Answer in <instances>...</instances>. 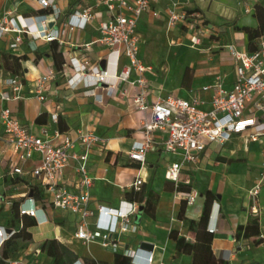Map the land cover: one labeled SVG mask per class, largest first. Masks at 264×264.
I'll return each instance as SVG.
<instances>
[{"label": "crops", "instance_id": "0c3cea01", "mask_svg": "<svg viewBox=\"0 0 264 264\" xmlns=\"http://www.w3.org/2000/svg\"><path fill=\"white\" fill-rule=\"evenodd\" d=\"M173 4H177L179 10L201 12L214 36L207 37L202 46L192 47L189 40L191 31L187 27L182 23L173 29L167 26L168 9ZM86 9H90L92 20L85 28L69 30L66 24L70 15L75 10ZM152 10L159 11V15L154 17ZM152 10L145 12L138 23L140 58L152 68L145 73L150 86L149 102L171 94L190 98L203 85L212 83L217 74L224 76L226 85L231 86L236 78L235 62L226 45L235 44L239 50H251L247 29L258 30L260 35L264 33V0H162L152 6ZM53 11L59 12L56 22L52 21ZM253 14L257 24H254L255 18L251 17ZM109 16L105 0H54V6L47 9H42L33 0H0V18H14L20 30L7 32L0 38L1 63L3 56L8 58L7 67L3 65L0 68V92L7 89L4 81L9 76H19L23 81L20 98L11 101H2L0 98V110L10 108L21 123L34 133H39L46 126L51 131L58 128L73 136L77 130H87L104 138V152H95L88 162L89 174L94 179L90 189V207L94 210L100 205L119 208L124 206L125 200H129L127 194L132 191L131 184L140 174V164L130 160L129 152L134 142L143 137L142 123L150 113L144 114L133 107L130 97L139 90L124 83L112 96L98 89L97 92L103 95L102 102L95 101L94 97L85 95L82 90H70L65 84V77L57 70L54 55L61 54L57 62L63 63L62 69L74 56L87 58L92 64L102 62L110 50L96 42L100 36L98 26ZM43 19L48 20L49 31L65 29L61 35L62 44L58 40L48 41L40 36ZM249 25L253 26L246 27ZM18 36L21 40L17 47H11ZM86 44H89L88 48L84 47ZM149 46L153 51L150 58ZM179 47L192 49L197 54L174 71L169 70L167 57ZM125 61L124 57L120 59L121 64ZM108 71L109 74L114 73L112 62L108 65ZM51 72L55 73V77L46 87L48 100L42 102L36 92L38 80ZM126 87H129V97L123 94ZM66 95H71L73 100H66ZM56 111L59 114L57 123L51 120V113ZM38 117L43 123L36 122ZM2 135L0 131V191L7 194L25 192L24 183L14 188L10 177L5 176L9 168L10 151ZM263 140L264 136L258 142L237 136L223 147L212 144L200 154L195 164L183 166L177 182L166 179L165 172L171 163L181 161V156L165 151L162 146H155L148 153L142 171L145 183L140 191V207L144 209L140 217L139 210L134 216L138 232L119 236V252L125 248L140 249V244L146 242L153 244V250L149 251L153 254V264H191L192 255H177V243L170 234L178 231L188 242L196 241V233L189 228L188 222L179 219V212L184 203L187 220L198 221L205 193L211 191L215 199L208 228L214 233V254L229 264H258L255 252L258 248H264V241L259 238L261 234L264 235V217L261 216L259 220L258 236L238 238L236 234L239 225L258 221V215L251 212L249 191L261 177L264 168H257L242 158H226L224 153L227 149L230 155L235 153L237 146L246 152L255 151L251 149V143L260 144ZM76 150L80 151V147H76ZM39 162L40 157L35 155L27 167L33 168ZM74 165L75 162L71 161L65 171V178L74 177ZM34 185L39 186L37 182ZM39 188L44 194L42 187ZM192 191H197L199 195L194 202L188 203ZM259 200L262 214L264 180ZM37 207H41L40 204ZM44 211L46 218L40 212V222L29 229L33 241L28 248L30 251L20 257L23 264H37L43 255L48 257L41 248L46 240L53 239L67 246L81 260L114 264L115 253L111 248H103L97 242L85 243L75 237L79 216L50 207H44Z\"/></svg>", "mask_w": 264, "mask_h": 264}, {"label": "built area", "instance_id": "2783aa9c", "mask_svg": "<svg viewBox=\"0 0 264 264\" xmlns=\"http://www.w3.org/2000/svg\"><path fill=\"white\" fill-rule=\"evenodd\" d=\"M33 1L42 9L54 6V0ZM160 1L105 0L110 16L108 20L99 23L100 36L96 40L110 50L103 60L105 66L101 67V62L92 64L87 58L74 56L60 72L66 79L67 88L82 90L97 102L103 101V95L97 92L98 89L112 96L123 83L138 88L139 92L130 97L132 105L137 111L150 114L142 123L143 137L134 142L129 152L130 160L140 164V174L131 184L134 192H140L145 183L142 171L148 153L155 146H162L165 151L181 156V161L171 163L165 172L166 179L177 182L183 166L195 164L200 154L210 145L223 147L237 136L258 142L264 136V130H257L259 125L264 127V33L251 50H239L235 44L226 45L235 62L236 78L231 86L226 85L224 76L217 74L212 83L203 85L190 98L171 94L158 97L154 102L148 101L150 86L145 73L152 68L140 58L138 23L142 15ZM152 15L157 17L159 11L152 10ZM58 17L59 12L53 11L52 21L56 22ZM92 17L90 9L75 10L66 26L69 30L85 28ZM180 23L191 31L189 40L192 47H200L207 37L214 36L201 12L179 10L177 4H173L168 9L167 26L173 29ZM42 25L43 30L39 32L41 37L48 41L58 40L62 44L64 28L49 31L47 19L42 20ZM14 31L20 32L14 18H0V38ZM20 40V36L16 37L11 47H17ZM84 47L88 48L89 44ZM122 57L126 59L123 64L120 63ZM110 62L114 65L113 74L108 71ZM54 77L55 73L51 72L38 80L36 92L40 101L48 100L46 87ZM4 84L7 89L0 92L2 101L20 98L23 81L19 76L7 77ZM129 87L123 90L127 97L130 96ZM58 119L57 111L51 113L52 121L57 123ZM0 131L10 151L9 168L5 176L14 181L12 187L20 183L26 187L22 193L7 194L0 191V254L5 242L18 232L17 227L5 224L4 215L15 200L23 199L19 208L20 215L34 217L40 222V212L46 218L44 207L70 211L80 218L76 238L85 243L97 242L103 248H111L114 253H123L131 258V264H153V254L148 250L125 248L119 252V236L138 232L134 216L138 213L140 202L125 200L124 206L119 208L100 205L94 210L90 207V189L94 179L89 174L88 162L95 152H104V138L87 130H77L73 136L58 128L51 131L46 126L39 133H34L8 107L0 110ZM76 147H80V151ZM35 155L40 157L39 164L28 168V162ZM71 161L75 162L74 177L65 178V171ZM261 174L249 191L251 212L254 215L260 213L259 195L264 170ZM34 182L45 192L41 200L30 197ZM198 195L197 191H192L188 203L194 202ZM37 204L41 207H37ZM92 218L93 222L90 221ZM259 238L264 239V235L261 234ZM7 264L23 262L17 258L9 260ZM73 264H83V261L78 260Z\"/></svg>", "mask_w": 264, "mask_h": 264}, {"label": "trees", "instance_id": "16d2710c", "mask_svg": "<svg viewBox=\"0 0 264 264\" xmlns=\"http://www.w3.org/2000/svg\"><path fill=\"white\" fill-rule=\"evenodd\" d=\"M258 15V12H257ZM247 33L250 39V48L253 49L254 40L260 36L258 30L248 28ZM61 57L60 53L54 55V61L58 71H62L63 63L58 64L57 60ZM3 64L0 61V68L6 66L8 58L2 57ZM36 122L43 123L41 117H38ZM12 181V180H11ZM17 183V181H15ZM14 181H12V184ZM19 183V182H18ZM43 191L39 186H34V197L38 200L43 199ZM129 200L142 201L140 192L131 191L127 194ZM215 199V194L211 191L205 193V201L203 205L202 214L198 221L187 220L185 216V205L179 212V219L186 221L189 224V228L196 233V241L194 243L188 242L185 237L180 236L178 231H172L170 237L176 241L177 255L189 254L192 255L191 264H229L227 260L217 257L212 249V242L214 239V233L208 228L210 219V213L212 205ZM23 199H17L13 202L11 209L4 215L5 224L12 225L18 228V232L9 240H7L1 249L0 264H7L9 260H14L20 257V254L27 250L33 241V237L30 228L37 225V221L34 217L28 215H20L19 208ZM22 224V226H21ZM260 234V226L257 220L247 224L239 225L237 228L236 236L238 238L255 237ZM51 260L52 264H73L78 260H81L74 252H72L67 246L58 241L57 239L46 240L41 248ZM83 264H104L96 260L82 259ZM114 264H131V258L123 253H115Z\"/></svg>", "mask_w": 264, "mask_h": 264}, {"label": "rangeland", "instance_id": "374dc122", "mask_svg": "<svg viewBox=\"0 0 264 264\" xmlns=\"http://www.w3.org/2000/svg\"><path fill=\"white\" fill-rule=\"evenodd\" d=\"M251 17L253 19L255 18L254 24H257L258 21H257V18L255 17V15L254 14L251 15ZM252 26L253 25H249L246 27H252ZM148 48H149L148 49V56L150 58V56L153 54V51L150 49V46ZM196 54H197L196 51H194L192 49H188L186 47L176 48L167 57V63H168L167 66L169 67V70L172 69L174 71L177 68V66H182V65L186 64L187 62L190 61V59L194 58L196 56ZM147 60L149 61L150 59H147ZM71 99H72L71 95H66V100L70 101ZM257 130L259 132H262L264 130V127L262 125H259L257 127ZM250 147H251V149H254L255 151L250 150L249 152H246L241 146H237L235 148L236 152L232 153L231 155L229 153V149H227L226 153H224V157L233 158V159L242 158V159H245L247 162H250L251 165H253L257 168H264V151H263L264 140L261 141L260 144L259 143H251ZM260 214L261 213L258 214V222L261 219V216L264 217V210H263V213L261 215ZM262 240L264 241V239H262ZM28 251H30V250L27 249V250L23 251L20 254V257H22ZM255 257L258 258V264H264V248H262V249L258 248V251L255 252ZM37 264H52V260H50L48 257L43 255V257L41 259H38ZM251 264H253V263H251Z\"/></svg>", "mask_w": 264, "mask_h": 264}, {"label": "water", "instance_id": "95a60500", "mask_svg": "<svg viewBox=\"0 0 264 264\" xmlns=\"http://www.w3.org/2000/svg\"><path fill=\"white\" fill-rule=\"evenodd\" d=\"M104 66H105V61H102L101 62V67H104ZM33 196H34V189H32L30 191V197H33ZM143 209H144L143 206H141L139 208V215H138V217H140L141 213L143 212ZM140 248L141 249H144V250L152 251L153 250V244L143 242V243L140 244Z\"/></svg>", "mask_w": 264, "mask_h": 264}]
</instances>
